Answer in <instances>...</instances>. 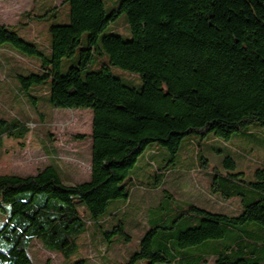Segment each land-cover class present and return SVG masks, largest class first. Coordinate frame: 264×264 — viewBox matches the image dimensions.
Segmentation results:
<instances>
[{
    "label": "trees",
    "instance_id": "1",
    "mask_svg": "<svg viewBox=\"0 0 264 264\" xmlns=\"http://www.w3.org/2000/svg\"><path fill=\"white\" fill-rule=\"evenodd\" d=\"M66 1L69 21L49 26L48 56L11 25L0 24V45L39 60L38 71L16 75L28 95L50 79L44 95L52 107L90 110V178L65 183L53 164L0 175V264H33V241L69 264H93L73 259L85 234L100 236L101 264H109L108 245L131 240L126 224L135 219L124 204L137 188L163 184L182 141L228 139L250 123L264 125V0H121L111 12L103 0ZM123 12L131 37L101 35ZM75 54L62 72V59ZM112 66L138 74L141 85L125 83ZM38 96L29 95L32 105ZM27 132L19 119H0V137ZM222 163L224 173L213 168L211 190L237 198L238 212L162 207L147 218L138 249L118 264H203L207 257L264 264V166L247 181L232 157ZM119 199L125 203L108 211Z\"/></svg>",
    "mask_w": 264,
    "mask_h": 264
},
{
    "label": "rangeland",
    "instance_id": "2",
    "mask_svg": "<svg viewBox=\"0 0 264 264\" xmlns=\"http://www.w3.org/2000/svg\"><path fill=\"white\" fill-rule=\"evenodd\" d=\"M120 1L103 0L106 12L116 9ZM68 9L66 0H0V24L13 26L19 37L35 43L48 56L49 26L68 23ZM108 33L121 35L124 39L131 37L124 12L109 23L101 35ZM85 40L86 33L82 35L81 45ZM76 57L77 54L63 58L61 71H66L74 64ZM37 62L39 60L35 57L22 55L8 45H0V119H19L28 128L22 138L0 137V175L34 174L46 165L53 164L58 167L65 183L87 181L90 178L92 114L88 109L52 107L44 95L46 88L50 89V79L28 89L31 96L40 95L36 104L32 105L31 97L23 90L16 75L38 71ZM111 72L129 85H141L138 74L115 66L111 67ZM191 139L182 141L174 163H167L166 167L171 168V171L164 176L163 184L153 190L154 193L143 186L132 192L128 206L123 199L110 202L108 211L112 205L124 204L128 213L134 215L135 221L126 224V231L131 236L129 242L114 241L108 245L109 264L124 263L129 259L148 229L149 217L161 213L162 207L167 209L192 203L211 211L229 214L239 211L237 198L227 199L211 190V174L215 167L224 173L222 161L230 156L235 161V171L242 172L245 180H252L254 170L264 166V125L250 123L228 139L212 134L202 138L195 135ZM166 154L168 160L169 154ZM203 157L206 161L202 160ZM146 171L143 169L138 172L140 180L145 179L148 174ZM151 171L158 173L162 169L152 168ZM93 236L91 238L85 234L82 237L80 251L73 255V259L87 258L93 264H101L100 251L104 249V242L98 234ZM29 256L33 264H44L46 261L49 264H69L59 254L45 250L37 241H33ZM135 264H145V261ZM203 264H213V257H207Z\"/></svg>",
    "mask_w": 264,
    "mask_h": 264
}]
</instances>
